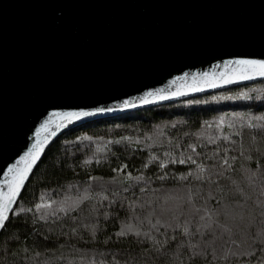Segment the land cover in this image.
<instances>
[{
	"label": "trees",
	"instance_id": "1",
	"mask_svg": "<svg viewBox=\"0 0 264 264\" xmlns=\"http://www.w3.org/2000/svg\"><path fill=\"white\" fill-rule=\"evenodd\" d=\"M261 118L264 77L96 118L57 135L22 187L7 227L0 230V264H100L113 254L123 261L121 254L133 253L143 261L144 249L152 253V264H170L172 256H157L149 248L151 241L142 239L146 232L161 241L169 238L168 252L198 250L195 264H264V135L249 127V121L264 123ZM224 157L232 171L219 181L223 192L216 182L209 187L189 174V169L194 173L198 165L218 164ZM128 173L144 179L126 180ZM192 192L198 204L206 198L213 207L217 195L228 197L219 202L221 208L235 215L241 228L206 249L208 235L187 237L178 250L182 227L193 214ZM236 197L243 203H229ZM46 201L51 204L42 203ZM249 220L251 231L244 229ZM129 222L141 229L139 237L117 235L122 223ZM85 224H96L95 240ZM184 264H190L187 254Z\"/></svg>",
	"mask_w": 264,
	"mask_h": 264
},
{
	"label": "water",
	"instance_id": "2",
	"mask_svg": "<svg viewBox=\"0 0 264 264\" xmlns=\"http://www.w3.org/2000/svg\"><path fill=\"white\" fill-rule=\"evenodd\" d=\"M237 57L264 59V0H0V188L9 166L25 167L31 157H20L40 147L8 215L57 135L264 77L233 79L225 62ZM79 109L86 115H60Z\"/></svg>",
	"mask_w": 264,
	"mask_h": 264
},
{
	"label": "snow or ice",
	"instance_id": "3",
	"mask_svg": "<svg viewBox=\"0 0 264 264\" xmlns=\"http://www.w3.org/2000/svg\"><path fill=\"white\" fill-rule=\"evenodd\" d=\"M227 64H235L236 68L234 69L232 73L233 79H242L245 78L246 75H257V76H264V59H256L251 57H237L234 58L233 61H226ZM220 82H227L225 78L221 77ZM189 91L193 90L191 88L188 89ZM178 92H170L169 95H178ZM147 95H154L155 99H161L162 97L157 93L153 94L151 90H149ZM140 103H143L144 100L141 99L139 101ZM127 101L124 102V105L126 106ZM103 109H91L90 111H102ZM63 116L65 120L72 118L75 119L77 116H84L86 115L85 109H79V110H72L68 112H64L60 114ZM264 120V118H261ZM224 121L221 120L220 124H223ZM50 124V121H45L41 126L40 129H38V133L43 130H47V126ZM219 127V125H218ZM249 127L253 130L260 129V133H257L258 135H264V123L259 124H253L251 121H249ZM226 139H231L230 136H227L225 134ZM191 147H195V145H192ZM40 151L39 145H34L32 149L29 150V152H26L24 156L20 157L21 161H25L26 158L31 157V160H29L25 167L21 168L19 165H10L9 166V175L12 176L11 180L5 181L6 190L4 188H0V230H3L7 227V222L9 221V215L8 210L9 207L13 201L14 196L18 192L20 186L22 185L24 179L26 178L27 171L30 170L31 163H34L35 159L37 158V154ZM219 151V149H217ZM206 159L208 157H205ZM191 159V157H189ZM183 162V161H182ZM164 163H167L165 161ZM123 167V166H122ZM161 167H163V164H161ZM262 172H264V167H262ZM232 171V169L229 166V158L224 157L220 158L218 164H211V165H198L195 172H192V169H189V174L193 175V177L198 180L205 182L211 187L213 182H216L217 184V191L223 192L224 189L219 187V181L222 177L226 176L228 172ZM166 175V174H165ZM252 175L255 176L256 173L252 172ZM115 179V178H113ZM125 179H135V180H143V175H137L136 177H132L131 173H128L127 176H125ZM264 179V177H262ZM264 187V184L261 185ZM204 183H201L199 185L200 189H203ZM191 191V190H190ZM238 192H240V189H237ZM264 194V193H262ZM211 191L209 192V196H211ZM234 195V194H233ZM197 196L196 192H192L191 196H189L190 205L193 209V214L189 216L188 221L183 225L182 227V237L184 238V241L182 243L177 244V249L183 248V243H186L187 237H204L205 235L209 236V239L204 242V248L206 249L209 243H214L216 239L220 238L222 239L224 235H232L234 229H240L241 225L236 222L237 217L235 215H230L227 211L221 208V205L219 202H222L223 200H227L228 197L221 198L219 195L216 196V200L219 201L215 204L213 207L211 204L208 203V200L205 198L203 203L198 204L197 200L193 199V197ZM46 204H51V201L42 202ZM231 204H242L243 200H240L239 197H236L235 199L229 201ZM257 203H261L260 201H257ZM36 207L39 209L41 208V204L38 203ZM134 207V205H133ZM202 212V214H201ZM105 216H107V212L103 213ZM262 216H264V212L261 213ZM207 218V219H205ZM41 219H44V217H41ZM75 219V217H73ZM242 219V217H241ZM253 221L249 220L247 224L244 225V229L247 231H251L252 229ZM190 225L194 226L195 231L190 230ZM84 228H89L91 231L90 239L95 240L96 239V231L97 227L96 224L92 225H83ZM49 231H52L49 229ZM159 231V229H157ZM71 232L73 234H76V229L72 228ZM135 233L137 237L140 236L141 229L134 227L131 222L129 223H122L121 229L117 233L118 236H125L127 233ZM261 232V243H264V229L260 230ZM142 239H146L148 241H151L149 244V248L155 252L157 256L159 255H170L173 257L170 264H184V255L187 254L188 260L190 264H195V259H198L199 255L201 254L198 250L193 249L190 253L186 252H168L167 248L169 246V238H165L163 241L155 237L154 235L145 233L144 237ZM255 239V238H254ZM172 241L176 240L175 235L171 237ZM144 253L147 254L146 259L143 261L137 260L136 256L137 254L133 253L131 255L128 254H121L123 255V261L118 260L116 258V255L113 254L110 257V261L105 262L101 261L100 264H152V253H149L147 249L143 250ZM38 255V254H37ZM204 256H207V251L203 252ZM227 254H224L221 256V259H226ZM195 258V259H194ZM61 260L63 257L60 258ZM83 259V258H81ZM89 264H95V262H89ZM208 264H211V261L208 262ZM226 264H229V262L226 261Z\"/></svg>",
	"mask_w": 264,
	"mask_h": 264
}]
</instances>
